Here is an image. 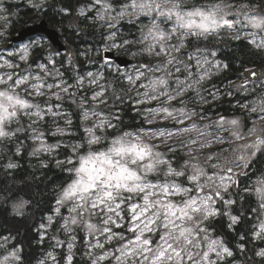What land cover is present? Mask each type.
I'll list each match as a JSON object with an SVG mask.
<instances>
[{
  "label": "snow or ice",
  "instance_id": "obj_1",
  "mask_svg": "<svg viewBox=\"0 0 264 264\" xmlns=\"http://www.w3.org/2000/svg\"><path fill=\"white\" fill-rule=\"evenodd\" d=\"M27 2L38 12L46 4ZM18 8L0 0V154L47 156L68 173L40 225L58 220L65 238L51 239L64 249L62 264H245L247 244H264V84L238 103L255 117L251 126L219 112L210 119L213 109L204 106L221 98L212 78L230 65L200 45L243 32L264 50V11L243 0H86L79 15L99 25L108 53L93 61L88 49L63 56L42 36L9 40L8 18ZM114 51L126 59L117 63ZM257 172L252 187L242 186ZM28 203L19 200L13 211L22 214ZM225 226L236 232L234 245ZM39 235L43 242L46 231ZM8 239L0 264H27ZM253 255L264 264V247ZM49 261L61 264L54 250L37 264Z\"/></svg>",
  "mask_w": 264,
  "mask_h": 264
},
{
  "label": "trees",
  "instance_id": "obj_2",
  "mask_svg": "<svg viewBox=\"0 0 264 264\" xmlns=\"http://www.w3.org/2000/svg\"><path fill=\"white\" fill-rule=\"evenodd\" d=\"M238 3V0H228ZM205 0H188L189 5L195 4L199 6L204 3ZM245 3H252L256 7L264 11V0H243ZM8 3H19V8L14 9L19 13V18L22 16L30 15L27 10H30V6L25 2L10 1ZM70 6V14L60 13V8L63 6ZM80 8L79 0H47L46 5L43 8L42 15L37 13L36 20L44 17L52 26L62 29V39L65 43L72 45L76 52L77 50L83 51L89 50V59L96 61L103 57L101 42V31L99 25L93 27L89 22H85L83 17L79 15L78 9ZM126 25L122 31H127ZM235 36L232 33L222 32L217 42L214 44H204L201 47L214 48L217 53V59L222 62L229 63L230 67L227 70L222 71L218 76H213L212 82L221 89V98L215 101L212 105H206L204 107H211L213 110L207 114L210 116H216V113L227 116H240L243 122H247L248 126H251L247 114L243 112V109L238 107V103L244 102V97L241 96V92H236L231 87L239 83L242 78V73L248 68L264 65V50H258L253 45L248 43L246 38L240 36L239 40L232 39ZM68 41V42H67ZM115 52V51H114ZM67 56L66 54H61ZM82 61L83 57H79ZM91 67L90 65H87ZM209 86H211V83ZM226 86V89L223 88ZM225 91V93H224ZM231 91L232 95H227ZM228 96H231L228 98ZM250 98V96H249ZM135 113H129L124 117L126 124L133 123L129 117L134 116ZM139 117L136 118L138 123ZM131 130V129H129ZM246 130V129H245ZM14 147V146H13ZM30 151V149H28ZM59 158L63 159V156ZM11 160L13 163L19 166L16 169H7L6 164ZM41 161H47L48 167L41 166ZM255 167V166H254ZM261 170H264V165H260ZM253 170V169H252ZM255 171V170H254ZM260 175L257 172L256 176H250L247 180H242V186L247 185L252 187L253 182ZM68 173L61 171L55 165V160L47 156H41L39 159L33 158L27 155L25 151L21 156H15L13 152H4L0 154V237L13 238V242L9 244V248L13 245L23 248V257L27 264H33L31 260L26 259L27 255L31 254V246L27 243L26 237L28 231L42 230L39 229L42 223L47 224V216L51 214V209L55 206V195L59 189V185L66 179ZM27 200L29 203L23 208L22 214H16L13 211V204L19 200ZM252 207H256L255 197H252ZM254 222V221H253ZM224 224L227 225V219L225 218ZM245 228H250V225H240L237 227V231H243ZM59 222L50 227L46 231V237L43 240V247L51 245L54 240L51 239L54 235H59L61 239H64L62 232H59ZM225 239L230 241L231 244H235L238 240L235 231H230L226 226L223 229ZM35 234V242H40ZM254 246L264 247L259 241H250L247 244L248 251L246 254L241 255L240 259L245 261V264H261L260 258L253 255ZM251 257V259H248ZM62 264V260H61Z\"/></svg>",
  "mask_w": 264,
  "mask_h": 264
},
{
  "label": "rangeland",
  "instance_id": "obj_3",
  "mask_svg": "<svg viewBox=\"0 0 264 264\" xmlns=\"http://www.w3.org/2000/svg\"><path fill=\"white\" fill-rule=\"evenodd\" d=\"M10 1L11 0H7V2H10ZM12 1L25 2L26 5H29L28 2H27V0H12ZM85 2H86V0H79L80 7ZM226 2H230V3L236 4L235 2H231V1H228V0H226ZM30 8H31V6H30ZM256 10L257 11H262L258 7H256ZM30 12L32 13V15H35L37 13V11H35V10L34 11H30ZM22 17L26 18L24 21H27V23H25L24 21L21 22V18H19V13L16 16H9V18H8L9 27L6 29V31L10 33V36L8 37L9 40L14 35L18 34V32L20 31V29H23V28L27 27V25H29V24L32 25V23H34L36 21H39L41 19V18H39L37 20H34V17H32L30 15L22 16ZM16 22H20V25L13 27V25H15ZM0 28H3V22H0ZM232 34L233 35H237V33H235V32H233ZM240 36L243 37V38H246L248 40V38L243 35V32L240 33ZM36 38L37 37H33V38H30V39H28L26 41H23V42H20V43H27L30 40H35ZM118 39H119V37H118ZM20 43H16V44H20ZM0 46H2V45H0ZM101 51H102V53L104 52L103 51V48H102ZM210 59H211V57H210ZM262 84H264V81L259 82V83H254V84H251V85H243V87H241L242 84L239 82L238 84L233 85L231 87V89H233L236 92H241V96L245 98L244 99V102H241V103H248L250 100L256 98L255 96H253L251 94L252 93V90L254 89L257 93H259ZM221 91H222V89H221ZM249 96H250V98H249ZM230 97L231 96H228V98H230ZM246 97H247V99H246ZM242 109H243V112H245L247 114V117L249 118L250 124H252V122L255 119V117L247 109H245V108H242ZM208 116L212 120H215L216 119V116H210V115H208ZM228 117L229 118H233V117L239 118L241 120V123L242 124L244 123L242 121V119L240 118V116H228ZM262 126H264V125H262ZM241 130L246 132L245 129H241ZM221 134L225 136L226 140H230L231 139V137L229 135V132H224V133H221ZM235 143L239 144V143H243V142L242 141H237ZM214 147L218 148V147H221V146L215 145ZM204 151L206 152V151H209V150L208 149H205ZM201 159H203V156H201ZM255 180H254V182H255ZM254 182H253V184H254ZM39 229H41V228H39ZM49 229L50 228H48V229H41V230H42V232H45V231H47ZM28 232H29L28 233V236L29 237H26V239H27L26 241L31 246V248H32L31 252L32 253L30 255L28 254L27 257H26V259L31 260L33 264H37V261L40 260V259H43L45 257V255L47 254V252L54 250L55 251V254L57 255V259L58 260H62L61 257H62V254L64 252V249H60V248H55L54 249V243H55L54 241H53V243L51 245H48L45 248V247H43V242L40 241L41 243H39V244L37 242H35L36 240H35L34 236H35V234H39L40 233L39 230L36 229V230H33V231H28ZM7 237L9 238L8 239V242H7V248L10 249L9 248V244L11 242H13V238H10L9 236H7ZM37 237L39 238L40 235H37ZM3 238H5V237H2V238L0 237V243L3 242ZM3 251H4V249H0V253H2ZM48 264H51V261H49Z\"/></svg>",
  "mask_w": 264,
  "mask_h": 264
},
{
  "label": "water",
  "instance_id": "obj_4",
  "mask_svg": "<svg viewBox=\"0 0 264 264\" xmlns=\"http://www.w3.org/2000/svg\"><path fill=\"white\" fill-rule=\"evenodd\" d=\"M44 37L45 39H50L51 42L60 50L61 53H65L68 55V52H70L75 55L76 49L68 44L65 43L62 39L63 32L61 28L52 26L46 19H42L41 21L29 25L23 29H21L18 34L14 35L10 40L15 43H20L23 41H26L32 37ZM108 55V53L103 52V57ZM114 59L117 63H119L121 60L126 59V57L120 56L115 54L113 52ZM124 65L121 64V68H123ZM254 72L255 75H251V73ZM244 78L242 79V83H248V82H254V81H261L264 80V65L256 66L253 68L246 69L243 72Z\"/></svg>",
  "mask_w": 264,
  "mask_h": 264
},
{
  "label": "flooded vegetation",
  "instance_id": "obj_5",
  "mask_svg": "<svg viewBox=\"0 0 264 264\" xmlns=\"http://www.w3.org/2000/svg\"><path fill=\"white\" fill-rule=\"evenodd\" d=\"M35 9H30V10H27V12L28 13H30V15H32V13L30 12V11H34ZM35 11H37V10H35ZM42 12H43V10L42 11H37V13H39V14H41L42 15ZM36 13V14H37ZM35 14V15H36ZM35 15H32V16H35ZM26 18H24V17H21V22H23L24 20H25ZM42 19H45L44 17L43 18H41L39 21H41ZM34 20H36V18L34 17ZM39 21H36V22H34V23H32V24H35V23H37V22H39ZM20 25V22H16L15 23V25H13V27H15V26H19ZM30 25V24H29ZM29 25H27V26H29ZM21 30V29H20ZM33 38V37H32ZM243 79V73H242V78L239 80V82L241 83V80ZM254 83H256V82H252V83H247V84H245V85H251V84H254ZM242 84V83H241ZM223 88H225L226 89V86H223ZM227 89H228V87H227ZM227 89H226V91H227ZM223 90V89H222ZM224 93H225V91H224ZM255 170V167L253 168V170L252 171H254Z\"/></svg>",
  "mask_w": 264,
  "mask_h": 264
}]
</instances>
